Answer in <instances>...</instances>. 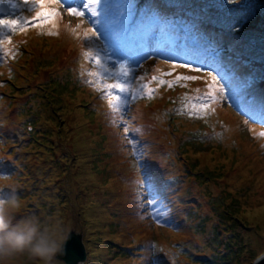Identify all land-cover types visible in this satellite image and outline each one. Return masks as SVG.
Returning a JSON list of instances; mask_svg holds the SVG:
<instances>
[{
	"label": "rangeland",
	"instance_id": "374dc122",
	"mask_svg": "<svg viewBox=\"0 0 264 264\" xmlns=\"http://www.w3.org/2000/svg\"><path fill=\"white\" fill-rule=\"evenodd\" d=\"M84 3L60 0L54 6L61 12L55 27L0 29V40L11 38L0 49V132L6 135L3 151L15 160L0 163V175L7 177L0 181L7 186L2 191L19 195V216L58 217L83 232L88 254L80 264H254L264 252L258 213L264 206V9L255 23L247 11L230 22L228 32L221 29L219 65L192 72L178 66L209 65L203 50L185 55L177 48L175 60L164 54L169 59L157 66L153 58L143 60L144 54L161 52V45L144 34L129 42L135 8L122 0L123 8L111 17L110 38L102 36L94 45L105 64L115 71L140 59L130 67L133 85L140 76L145 82L152 76L199 79L172 88L151 81L153 99L121 94V110L114 112L104 93L89 83L97 68L82 57L88 42L70 31L82 25V34L91 27L88 14L77 18L64 11ZM209 5L218 10L217 3ZM30 8L23 0H0V19L34 15ZM196 10L197 26L216 34L209 11ZM251 31L255 36L249 39ZM208 72L223 86L233 80L238 87L230 90L243 98L232 100L225 92L214 113L189 115L193 105L207 102ZM66 79L71 81L55 87ZM87 172L94 177L87 179ZM11 264L34 262L19 256Z\"/></svg>",
	"mask_w": 264,
	"mask_h": 264
},
{
	"label": "snow or ice",
	"instance_id": "6c2138e0",
	"mask_svg": "<svg viewBox=\"0 0 264 264\" xmlns=\"http://www.w3.org/2000/svg\"><path fill=\"white\" fill-rule=\"evenodd\" d=\"M233 2H236V0H233ZM23 4L31 6L30 10L34 13V15L29 16L23 14L14 18L9 17L0 19V29H7L9 32L15 33L17 31H24L28 27H38L41 29H43L46 25H52L55 27V19L61 15V12L54 7L55 5L60 4V0H23ZM13 7H15L14 4ZM125 7L130 9L131 5L129 4ZM112 10L113 7L110 0H85L82 8L69 6L64 9V11H66L70 16L77 18L84 17L86 12L88 14L91 27L85 29L82 34L78 31L82 25H77L76 28L70 29V31L74 36H76V38H81L82 35L83 40L88 42V47L82 52V57L91 61L97 68V71L89 74L93 77L89 83L96 86L104 93V98L107 100L110 108L114 112H120L121 110V94H130L132 100L139 98L153 99L156 89L149 87L151 81H159V85L166 84L169 88H172L180 81H195L199 79V77L191 75L176 76L174 80H165L157 76H152L150 81L145 82L147 77L140 76L137 79L136 84L133 85L128 79L133 75V70L128 65L121 63L118 65V68L113 71L105 64L101 51L97 50L94 46L96 42L100 41L102 36L105 39L110 38ZM122 16L123 20L127 21L128 16L123 13ZM48 34L58 35V33H53L51 31ZM10 42L11 38L6 35L3 40H0V49L3 48L5 43ZM175 67L177 66L173 65V68ZM178 67L189 69L192 72L203 71L202 68H193L190 64H181ZM164 75L171 76L172 73L166 72ZM207 75L211 77V83L207 85L208 91L204 93V96L207 98V102L199 105H193L192 109L188 112L189 115L204 117L209 113H214L215 108L213 105L222 99H226L224 96L225 88L222 84H220L217 76L213 75L212 72H208ZM181 111H183V109H181ZM260 122L264 123V118H261ZM245 123H247V121H245ZM124 124V133L127 134L129 132V125L127 121H124ZM133 131L139 132L140 130L133 129ZM260 135L264 136V132ZM149 203H155V198L150 200Z\"/></svg>",
	"mask_w": 264,
	"mask_h": 264
},
{
	"label": "trees",
	"instance_id": "16d2710c",
	"mask_svg": "<svg viewBox=\"0 0 264 264\" xmlns=\"http://www.w3.org/2000/svg\"><path fill=\"white\" fill-rule=\"evenodd\" d=\"M242 1L247 4L246 7H241V4H239L238 2H233L231 0H129L131 4H134L135 8L131 22L133 30L131 31L129 42H132L133 44L136 36L139 34H144L146 36L149 35L153 38L157 37V43L155 38L154 43H156L157 46L161 45L162 51H164L170 57H173V60H175L176 58L172 50H176L178 48V51L184 50V54L187 55L189 53H192L193 49H196L200 51L203 50L202 54L206 57L207 61L210 60L218 63L216 57L220 56L219 48L223 43L221 36L218 35L219 33H221V29L228 32L227 27L229 26L230 22L235 19H239V16L243 15L247 11H252V14H254V16L251 17L250 21L251 23H255L257 16L264 9V5L263 3H261V1L264 0ZM209 2H213V4L217 3L218 10L212 11L215 10V8L211 9ZM110 3L113 7L112 16L114 15L116 9L120 10L124 6L122 0H119L118 3L114 1H110ZM143 6H145V8H143ZM197 8L202 9L205 12L209 11V18L215 20L213 24L217 29L216 34L212 32V29H205L202 25L197 26L198 24L193 19L195 17H198V15L195 13L197 11ZM262 19L264 20V16L262 17ZM157 23H160L161 25L159 28L155 26ZM254 36L255 31L249 32V39H252ZM142 57L143 60L153 58L151 61L154 62L152 64L154 66H157L158 61L162 60L163 58L169 59L168 57H165L158 52H153L151 56L145 54ZM177 60L179 59L177 58ZM134 61L135 62L130 66L131 68L136 67V64L140 62V59H135ZM190 65L192 64L190 63ZM200 65L205 66L202 68L203 70H207L208 66L203 65V61ZM66 75L67 73L64 74V76ZM79 80L82 79L77 78V81ZM84 80H89V78L86 76L84 77ZM207 80L209 81L210 77H207ZM68 81H71V79L57 82L55 87H61L64 85L63 82ZM229 87L236 88L238 86L233 83V80H230V82L226 81L224 88L228 96L227 98H231L232 100L243 98H237L236 96H234L233 94H237L236 89H234L232 93V89L230 90ZM96 89L100 90L97 87ZM207 91L208 88L206 92ZM178 114H176L175 116L177 117ZM31 122L32 121H29V123ZM5 136L2 132H0V154H2V161H0V163L3 164V167L5 163L7 165H12V163L15 162V160L11 161L7 154H5V152L3 151L5 147L2 139ZM10 139L13 140V138ZM95 263H99V261H96Z\"/></svg>",
	"mask_w": 264,
	"mask_h": 264
},
{
	"label": "clouds",
	"instance_id": "9594fccd",
	"mask_svg": "<svg viewBox=\"0 0 264 264\" xmlns=\"http://www.w3.org/2000/svg\"><path fill=\"white\" fill-rule=\"evenodd\" d=\"M6 179L0 175V181ZM5 187L0 184V264H11L18 256L34 264H60L58 257L70 239V226L58 217L19 216L21 198L11 189L3 192Z\"/></svg>",
	"mask_w": 264,
	"mask_h": 264
},
{
	"label": "water",
	"instance_id": "95a60500",
	"mask_svg": "<svg viewBox=\"0 0 264 264\" xmlns=\"http://www.w3.org/2000/svg\"><path fill=\"white\" fill-rule=\"evenodd\" d=\"M2 8L7 10L8 6L2 4ZM87 248L83 238V232L71 230L70 239L67 241L64 254L58 258L64 260L65 264H80L87 258ZM254 264H264V252L255 260Z\"/></svg>",
	"mask_w": 264,
	"mask_h": 264
},
{
	"label": "bare ground",
	"instance_id": "6f19581e",
	"mask_svg": "<svg viewBox=\"0 0 264 264\" xmlns=\"http://www.w3.org/2000/svg\"><path fill=\"white\" fill-rule=\"evenodd\" d=\"M81 143L80 144H82L83 143V146H84V144H85V141H80ZM80 145H77V147H79ZM85 172H82V174H84ZM86 178L87 179H92L94 176L92 175V174H90L89 172H87L86 174ZM258 213H259V215H260V218H261V220H262V222H263V224H264V206L263 207H261V208H259L258 209ZM19 257V256H18ZM17 260V259H16ZM14 263H15V261H14Z\"/></svg>",
	"mask_w": 264,
	"mask_h": 264
}]
</instances>
